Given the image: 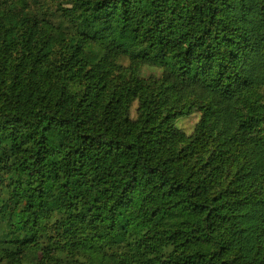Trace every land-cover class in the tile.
Wrapping results in <instances>:
<instances>
[{"label": "trees", "instance_id": "1", "mask_svg": "<svg viewBox=\"0 0 264 264\" xmlns=\"http://www.w3.org/2000/svg\"><path fill=\"white\" fill-rule=\"evenodd\" d=\"M0 264H264V0H0Z\"/></svg>", "mask_w": 264, "mask_h": 264}, {"label": "rangeland", "instance_id": "2", "mask_svg": "<svg viewBox=\"0 0 264 264\" xmlns=\"http://www.w3.org/2000/svg\"><path fill=\"white\" fill-rule=\"evenodd\" d=\"M179 125H182V123H181V124H179Z\"/></svg>", "mask_w": 264, "mask_h": 264}]
</instances>
